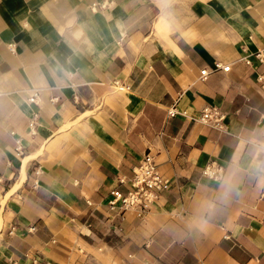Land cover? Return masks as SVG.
Segmentation results:
<instances>
[{"label": "crops", "instance_id": "crops-1", "mask_svg": "<svg viewBox=\"0 0 264 264\" xmlns=\"http://www.w3.org/2000/svg\"><path fill=\"white\" fill-rule=\"evenodd\" d=\"M263 48L264 0H0V264H264ZM146 153L143 220L107 203Z\"/></svg>", "mask_w": 264, "mask_h": 264}, {"label": "built area", "instance_id": "built-area-1", "mask_svg": "<svg viewBox=\"0 0 264 264\" xmlns=\"http://www.w3.org/2000/svg\"><path fill=\"white\" fill-rule=\"evenodd\" d=\"M252 57L258 59L264 64V48L256 51L252 54ZM245 61L250 64L251 59L245 58ZM231 64L224 65L220 61L215 63V70L229 71ZM208 68H204L200 71V78L205 80L210 74ZM121 87V85H119ZM125 88V87H121ZM31 103H38L39 90L35 89L28 97ZM170 115H184L188 116L187 111L178 110L176 106H172L168 109ZM37 113H35L30 120L29 127L30 132L35 133L37 126ZM196 120L212 125L216 128L225 127V116L222 111L216 106L205 107L199 117ZM203 174L206 176L219 179L223 175V166L214 163H210L203 169ZM132 189L127 193H123L118 189H114L108 195V206L111 210L118 211H133L143 220H146L151 210V206L159 198L160 193L169 188L171 181L165 177L156 162L153 154L146 153L140 163L134 169V175L130 179Z\"/></svg>", "mask_w": 264, "mask_h": 264}]
</instances>
